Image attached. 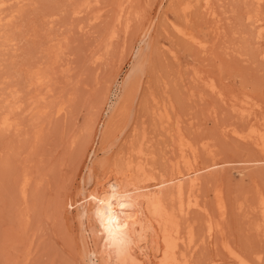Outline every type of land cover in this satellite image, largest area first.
<instances>
[{"label":"rangeland","instance_id":"obj_1","mask_svg":"<svg viewBox=\"0 0 264 264\" xmlns=\"http://www.w3.org/2000/svg\"><path fill=\"white\" fill-rule=\"evenodd\" d=\"M0 10V119L9 114L14 125L0 127V264L97 261L103 235L80 191L113 174L119 148L142 134L160 162L171 156L179 129L201 162H223L207 171L200 192L224 234L200 242L195 264H240L223 237L251 264H264L255 228L264 163H240L264 151L236 134L264 116V0H0ZM154 112L170 122L152 120ZM128 150H119L120 161ZM191 213L206 237V213Z\"/></svg>","mask_w":264,"mask_h":264},{"label":"bare ground","instance_id":"obj_2","mask_svg":"<svg viewBox=\"0 0 264 264\" xmlns=\"http://www.w3.org/2000/svg\"><path fill=\"white\" fill-rule=\"evenodd\" d=\"M4 1L6 2V0ZM208 1L209 0H207V2ZM258 1L261 2V0ZM84 4H87V2ZM83 6L85 7V5ZM74 11L77 12V8L76 10L74 9ZM2 19H4V17ZM150 23L148 24L149 28L147 27L146 29L152 28V25L155 22L153 24ZM179 30V32H182L184 35H188L183 28H180ZM147 33L148 36L145 39L148 42L149 32L147 31ZM145 39L141 41L144 42ZM148 46L151 48L149 44ZM142 50L146 51L147 49ZM138 52L136 55L134 54V60H136V63L139 58L137 56ZM136 57L138 58L136 59ZM141 59L143 60V57ZM140 64L141 63L136 64V66L133 67L137 70L142 66ZM39 73L40 72H37L32 76L35 81L37 80L38 82L43 78V75ZM44 82H46V80ZM210 86L212 89H216L215 84H211ZM63 110L64 107L61 106L59 107L58 112ZM242 114L244 115L243 112ZM157 118L162 122H170L171 120L170 115L164 112L159 114L154 112L152 120H156ZM118 121L120 120L118 119ZM260 121L259 125L251 126L246 133L236 131V134L243 139L245 138V140H254L256 142V144H254L256 146L258 144L264 151V116L261 117ZM112 122L116 124L117 127L120 125L117 124L119 122ZM120 122L122 124V121ZM114 124L112 126H114ZM12 125L13 122L9 114H6L0 119V127L8 128ZM107 125L108 124L105 126L106 128H108ZM110 128H108V130H110ZM179 130H176L177 135H174L175 139L173 142L175 148L170 151L172 155L163 156L160 159L163 160L161 162L157 158L154 150L151 152L150 150L149 152L145 150V135L142 134L143 136L141 135V137L137 138L138 140L140 139L139 141L135 138V140L133 138L132 140L130 139L131 142L136 141V146L134 147V143L129 147L130 141L125 145L126 147L124 149L130 148L129 150L126 149L128 151L133 147L129 152L130 158L126 157L129 159L123 162L120 161L117 154L120 155L122 149L119 148L121 151L119 152L118 150L116 154L117 158L116 156L114 157L117 161L115 163L113 160L111 161L115 165L114 168L112 166L114 173L109 174L107 177L104 176L105 178L98 177L95 180L96 185L94 190L89 189L92 192L88 193L89 190L87 188L88 192L86 191V193V188L83 190L84 187L80 191L82 194V204L85 203V206H89L93 209L103 235L101 249L98 252L94 251L92 253L94 256L92 257L97 259V261L93 260L92 264H195L194 256L200 242L207 241V236L212 238L215 234H224V225L220 220L221 218L219 220L213 219L210 210L206 207L207 204L204 205L201 195L203 184H207V180L204 178L206 177L205 174L208 173L207 171L213 169L217 170L223 162L215 157H211L209 160L206 159L205 162L202 160L201 162L198 148ZM115 131L112 130V132L110 133L109 131V133L112 134ZM136 131L140 130L137 129ZM106 132L108 134V131ZM106 132H102V134H106ZM142 133L145 134V132ZM110 134L105 138H111ZM131 134L132 135L129 134V138L132 136L135 137V133ZM101 141L105 142L104 138L103 140L101 139ZM93 149L95 150V148ZM94 150L92 151L94 152ZM126 150L124 151L125 153L122 152L125 156H129L127 154L128 152L126 153ZM170 152L169 154H171ZM125 156L123 159H125ZM119 157H123L122 154ZM90 158L92 157L90 156ZM258 158L249 160L244 159L240 163L244 162L243 169L249 164L247 163L246 165L245 162L252 161L255 163L254 165L258 162L261 164L264 163V157H261L260 159ZM239 172L241 175H245L243 170H240ZM212 178L214 179V177ZM27 183H29V177L25 176V181L23 183L24 188H22L23 194L25 195L27 194L25 190ZM215 195L216 206L220 209L221 215H223L227 210L224 193L219 189L216 191ZM258 205L260 209V219L255 228L259 230L264 237V193L262 191H260L258 195ZM85 208L87 209V207ZM90 208L88 210H90ZM196 210L198 213L199 211L206 213L208 217L206 223L207 232L205 231V233H207L206 237L205 235L204 237L202 236V238L198 237L199 233L197 228L191 222L190 213L191 211L197 213ZM81 212L83 211L81 210ZM86 214H89V211ZM222 244L227 248L230 255L240 264H251V262L224 237ZM102 253H104V255ZM217 261L218 260H216V262Z\"/></svg>","mask_w":264,"mask_h":264}]
</instances>
